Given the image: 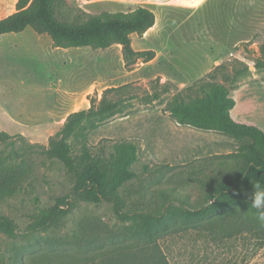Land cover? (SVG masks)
I'll use <instances>...</instances> for the list:
<instances>
[{"label": "rangeland", "instance_id": "rangeland-1", "mask_svg": "<svg viewBox=\"0 0 264 264\" xmlns=\"http://www.w3.org/2000/svg\"><path fill=\"white\" fill-rule=\"evenodd\" d=\"M153 1L67 0L68 8L63 14L67 20H73L84 12L100 14L132 11L140 5L150 7L157 16L156 26L142 36H132L135 49L156 51V57L149 62L137 59L127 63L118 44L107 49L88 46L56 51L51 37L32 27L1 35L0 103L21 119L37 120V130L30 133L40 135L33 138L5 131L14 137L0 143V156L9 155V162L24 170L23 189L0 199V213L13 218L21 230L40 208L72 188L63 165L49 159L43 146H49L51 137L61 130L60 122L67 113L88 108L90 98H102L108 87L131 83L133 92L143 96L152 91L157 77L161 83L170 81L174 85L173 90L150 103L132 100L123 112L94 119L93 124L86 122L69 138L74 148L85 140L93 146L103 142L108 150L120 141L138 144L140 157L133 165L137 177L127 183L124 192L126 210L155 206L159 190L175 187L182 196H190V204L201 203L205 190L194 177L211 172L217 159H200L233 151L234 141H227L215 131L179 124L168 106L177 89L194 85L210 72H215L217 81L223 82L225 73L234 72L232 64L236 60L255 68L256 57L263 55L264 0H178L167 7L151 6ZM17 2L0 0V18L15 12ZM195 25L203 27L193 30ZM159 51L163 54L157 57ZM56 90L65 93L60 95ZM230 92L240 105L249 103L244 105L247 111H234L236 119L251 124L254 119L264 121L263 81L233 91L230 87ZM59 99L73 105L60 110ZM254 104L258 106L256 111ZM51 112L54 117L48 115L46 120L44 116ZM46 122L49 126L42 127ZM162 164L178 168L160 169ZM146 165L149 169L145 170ZM92 219H101L115 230L122 229L110 202L81 201L66 218L64 228L15 238L0 235V264H15L18 254L30 255L33 260L40 250L55 252L45 238L72 237L79 234L85 220ZM160 244L172 264H264V237L259 230L221 240H213L206 231L187 230L161 239Z\"/></svg>", "mask_w": 264, "mask_h": 264}, {"label": "trees", "instance_id": "trees-1", "mask_svg": "<svg viewBox=\"0 0 264 264\" xmlns=\"http://www.w3.org/2000/svg\"><path fill=\"white\" fill-rule=\"evenodd\" d=\"M67 8V0H18L17 10L0 18V36L32 27L39 34L49 35L58 48L107 49L118 44L127 63L137 59L149 62L156 57L153 49H135L132 40L133 34L142 36L156 24V13L150 7L140 5L132 11L100 14L84 12L73 20L64 18ZM261 51L263 55L255 59L257 68L264 67V45ZM232 65L234 72L225 73L223 82L217 81L215 72H210L194 85L177 89L168 106L181 125L245 138L236 152L200 159H217L211 172L194 177L205 190L201 203L190 204V196H182L175 187L159 190L155 206L126 210L124 192L127 183L137 177L133 165L140 157L138 144L120 141L108 150L103 142L93 146L85 140L78 148L72 146L69 138L86 122L93 124L94 119L123 112L132 100L150 103L174 89L170 81L161 83L159 77L153 81L152 91L143 96L133 92L131 83L111 86L103 91L102 98L91 97L88 108L71 112L61 130L51 137L49 146H43L47 157L59 161L70 176V192L40 208L24 230L13 218L0 213V235L15 238L64 228L66 218L81 201L110 202L122 229L115 230L101 219L85 220L79 234L45 238L55 252L40 250L33 260L30 255L18 254L15 264H171L160 244L169 235L202 230L213 240H221L259 230L264 237V226L256 219L257 210L250 207L253 185L259 183L264 187V130L232 116L236 100L230 87L238 75L249 69L247 63L237 60ZM13 137L0 132V143ZM9 159V155L0 156V199L23 189L24 170ZM159 168L173 170L178 166L162 164Z\"/></svg>", "mask_w": 264, "mask_h": 264}, {"label": "crops", "instance_id": "crops-1", "mask_svg": "<svg viewBox=\"0 0 264 264\" xmlns=\"http://www.w3.org/2000/svg\"><path fill=\"white\" fill-rule=\"evenodd\" d=\"M176 1H178V0H154L153 1L154 4L151 6L167 7L170 4H174V2H176ZM180 1H182V0H179V2ZM184 1H185V3H188V1H186V0H184ZM192 1H190V3H192ZM156 24H157V21H156ZM156 24L154 26H156ZM154 26L152 28H150L148 31L153 29ZM199 27H203V26L195 25V26H193L192 29L193 30H199V29H201ZM52 45H53V41H52ZM53 47H54V45H53ZM53 49H55L56 51L57 50H70V48H58V47H54ZM162 54L163 53L159 51L157 54V57L162 55ZM263 71H264V67H259V68L255 67L254 68V66H249V69H247L246 71H244L243 73L238 75L235 83L233 84L232 91L235 89H238V88L246 87L248 85L254 84V83L259 82V81L264 82V72ZM56 91H58L60 93V95H64V93H65V92H62L61 90H56ZM58 92H56V93H58ZM230 94H231V92H230ZM57 104L61 105L60 110L65 109V108L68 109L73 105L72 102L63 101V99H61V100L59 99ZM244 105L248 106L249 103L248 104L244 103L243 105L242 104L240 105L239 101L237 99L236 105L232 110V116L234 117V111H236V109H239V110L240 109H243V110L246 109V111H247V107ZM58 108L59 107H57V109ZM257 108H258V106L256 104H254L255 111L257 110ZM72 112H74V111H72ZM70 113L71 112H69L65 115L62 122H60V127L64 126L66 118ZM48 115L50 117H52V116L54 117L53 113L51 112L50 114H47L44 116L46 118V120L48 119L47 118ZM44 117H42V118H44ZM234 119L239 121V122L247 123V122H244L243 119H236L235 117H234ZM36 121H26L24 119H21L20 117H18L17 114L13 113V111L10 109V107L0 103V131H8L11 133L21 132V133L27 134L30 137L38 138V137H40V135H38L39 133H37V135H35V136H32V133H30V132H34L35 130H37L36 127H38V126L36 124ZM252 123L259 126L260 128H262L264 130V121L263 122L261 120L256 121L254 119V121H252ZM48 126H49V123H47V122L42 124V127H48ZM28 133H30V135ZM216 135L224 137L227 141H234L233 142L234 147L232 149L233 151H227V153L236 152L238 150L239 146L241 145V143H243L245 141V138L239 139V138L232 137L229 135L225 136L226 134L222 135L221 133H217V132H216ZM168 259H169V256H168ZM169 261H170V259H169Z\"/></svg>", "mask_w": 264, "mask_h": 264}, {"label": "clouds", "instance_id": "clouds-1", "mask_svg": "<svg viewBox=\"0 0 264 264\" xmlns=\"http://www.w3.org/2000/svg\"><path fill=\"white\" fill-rule=\"evenodd\" d=\"M253 187L250 207L257 210L256 219L261 226H264V187H261L259 183L254 184Z\"/></svg>", "mask_w": 264, "mask_h": 264}]
</instances>
